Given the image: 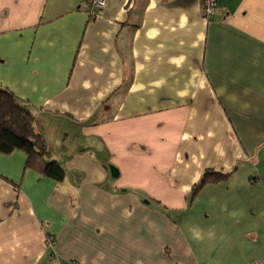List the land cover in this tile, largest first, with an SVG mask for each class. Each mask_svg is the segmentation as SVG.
Here are the masks:
<instances>
[{
  "label": "crops",
  "instance_id": "0c3cea01",
  "mask_svg": "<svg viewBox=\"0 0 264 264\" xmlns=\"http://www.w3.org/2000/svg\"><path fill=\"white\" fill-rule=\"evenodd\" d=\"M0 86L64 169L0 153V264L264 262V0H0Z\"/></svg>",
  "mask_w": 264,
  "mask_h": 264
},
{
  "label": "trees",
  "instance_id": "16d2710c",
  "mask_svg": "<svg viewBox=\"0 0 264 264\" xmlns=\"http://www.w3.org/2000/svg\"><path fill=\"white\" fill-rule=\"evenodd\" d=\"M21 150L26 154L24 167L34 168L57 181L64 177V169L48 157L46 144L36 130L29 107L9 89L0 86V153ZM232 170H205L193 185L191 196L207 183L226 180Z\"/></svg>",
  "mask_w": 264,
  "mask_h": 264
},
{
  "label": "built area",
  "instance_id": "2783aa9c",
  "mask_svg": "<svg viewBox=\"0 0 264 264\" xmlns=\"http://www.w3.org/2000/svg\"><path fill=\"white\" fill-rule=\"evenodd\" d=\"M202 13L205 19L210 20L213 18L217 11V0H201ZM105 5V0H88V9L92 10L93 6L101 8ZM55 238L52 235H47V245L54 248ZM70 264H80L75 260H71ZM248 264H264L263 261H254Z\"/></svg>",
  "mask_w": 264,
  "mask_h": 264
}]
</instances>
